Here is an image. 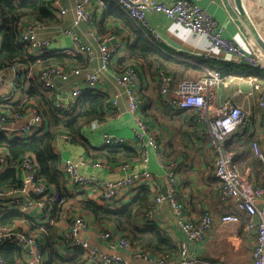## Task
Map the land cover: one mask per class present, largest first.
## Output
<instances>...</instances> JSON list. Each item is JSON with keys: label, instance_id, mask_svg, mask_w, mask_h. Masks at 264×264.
Masks as SVG:
<instances>
[{"label": "crops", "instance_id": "obj_1", "mask_svg": "<svg viewBox=\"0 0 264 264\" xmlns=\"http://www.w3.org/2000/svg\"><path fill=\"white\" fill-rule=\"evenodd\" d=\"M158 1L173 2L174 0ZM47 2L58 22L50 25L42 23L43 27L37 29V34L40 38L51 41L49 50L69 54V51H77L80 45H88L95 52L92 60H89L83 53L71 54L81 58V63L72 66V68L81 69V74L71 76L67 81L59 79L56 81L58 89L63 94H69L76 86L81 85L87 72L97 74L98 82L95 88H83V92L88 90L93 94H105L109 102L104 107V118L83 129V134L91 145L96 148L104 147V134H109L124 138L125 144L138 150L140 154L135 135V116L128 110L125 86L117 81L125 68L135 67L138 73L137 87L141 99L139 115L148 125L150 133L161 144L160 151H150V161L147 165L157 180V184L149 185L153 195L151 205L154 204L153 207H155L152 222L165 230L178 247L182 241H185L193 257L211 260L218 264H253L252 252L256 233L255 230L246 227V215L237 209L233 199L227 201L221 199V183L214 172L215 150L207 135L209 124L207 118H203L200 112L194 110L175 109L169 106L166 98L178 92L182 81L199 79L208 70H218L223 75L229 73L236 75L237 78L231 82H224L215 88V98L209 108V116H218L228 111L233 105L243 108L250 123L244 128L237 129L224 143V150L233 154V162L243 175L255 184L264 186V161L260 160L253 150V142H257L264 153L262 109L258 104V95L250 82L254 68L236 59L234 61L224 60L222 53L218 50H210V42L206 36L194 33L162 14L149 16V22L159 34L160 39L153 41L151 40L152 35H144L160 51V54L165 55V58L136 59L132 53V46L137 44L138 26L113 1L90 0L89 20H83L78 24L75 14L77 0H47ZM199 2L203 8L217 18L224 27L226 36L233 39L239 47L253 53L260 52L254 31H259L263 37L264 35L255 23H253L254 26L252 25V9L246 5V2L244 6L247 16L239 13L234 0H200ZM64 8L66 12L61 13V9ZM25 21L40 23L32 18ZM108 35L113 36L108 44H119V51L113 57L110 67L103 70L99 44ZM36 52L38 53L37 50L31 49L32 54L37 55ZM16 68L21 70L17 80L15 79ZM41 69L42 67L27 69L24 65H16L0 73V112L9 115L4 128L15 129L24 125L27 119H16V114L10 113L11 104L23 100L30 86L28 80L35 77L39 79ZM24 71L27 72L23 73ZM243 82L251 85L249 91L241 89ZM164 88L168 90L167 94L163 93ZM115 100L116 105L113 104ZM27 113L28 111L24 116H27ZM43 126L42 123L41 129ZM7 134L16 136L12 132H7ZM55 151L61 158V163L65 159H72L78 164L82 174L95 175L100 180L121 178L145 168L140 157L117 162L110 161L100 157L96 150H86L82 145L75 144L71 140H57ZM6 159L7 162L0 176L11 168L12 164L9 163L7 157ZM172 161L178 163L177 197L182 202L186 216L192 221H197L204 213L210 212L213 217L212 226L202 241H191L181 231L169 203L164 202L158 205L154 201L159 192L164 194L167 185L166 169ZM96 162H101V165L96 167L94 165ZM124 162L127 163L126 168L123 167ZM66 177L68 179V176ZM49 189L58 191L53 187ZM67 189L70 198L67 199L65 205L49 199L43 210H33L28 213L32 221L18 222L10 227L11 230L20 226L24 230H31V236L39 240L47 263L50 260L49 250L64 253L67 244L70 246L69 250L73 249L68 239L71 221L75 216L81 215L91 224L90 230L81 234V239L87 240L97 249L95 258H91V254L81 248L84 255L90 258L88 264L94 260L101 262L106 255H120L130 264H149L148 261L136 258V252L133 249L125 250L118 247V239L124 235L116 233L112 228L100 231L93 214L81 207V202L86 199L99 203L105 202L97 186L81 189L68 181ZM137 193L138 190L124 193L119 199L118 207L127 205ZM226 213H236L240 218L239 221L222 222L221 217ZM145 221L144 213H141L140 222L145 223ZM254 222L257 223L258 219L255 218ZM32 226L40 227L41 230H46L47 227L52 228L54 240L47 243L45 238L42 242L41 237L39 238L40 233L31 229ZM107 231L112 232L113 240L102 237V234ZM54 241L55 244L52 245ZM69 250L67 252H70ZM178 258L179 254L173 260H178Z\"/></svg>", "mask_w": 264, "mask_h": 264}, {"label": "built area", "instance_id": "obj_2", "mask_svg": "<svg viewBox=\"0 0 264 264\" xmlns=\"http://www.w3.org/2000/svg\"><path fill=\"white\" fill-rule=\"evenodd\" d=\"M116 3L123 13L130 18L145 35H152L151 40L158 41L159 34L149 22L151 14H162L175 20L183 27L190 29L194 33L206 36L210 42V50H218L222 57L227 61L244 62L252 68L264 69L263 54L249 52L238 46L237 43L225 34L224 27L220 24L215 16L210 14L200 5V0H174L173 2H163L158 0H111ZM90 0H77L75 5L76 23L83 20H89L88 5ZM65 13L66 9H61ZM43 27L42 23H28L25 21L21 31V39L27 43L31 49L37 50V55L50 48L51 41L40 38L37 29ZM113 36L104 37L99 44V53L101 66L103 70L110 67V63L119 51V44L109 45ZM79 53L85 54L89 60L95 57V52L88 45H80L77 48ZM69 51V54L75 53ZM15 79L19 78L21 70L15 69ZM81 69H65L60 66L48 67L41 69L39 79L43 85L52 92L54 96L55 109L61 114H68L72 111L73 105L82 94L83 88H95L98 82V76L95 73L87 72L81 85L76 86L69 94H63L57 87L56 81H67L71 76H79ZM237 78L234 74L223 75L218 70H208L206 74L194 80H184L179 85V90L175 95H168L166 98L169 106L175 109L194 110L200 112L208 120L207 135L210 143L215 150L214 172L215 176L221 183V199L227 201L233 199L239 211L246 215V227L255 230V245L252 252L253 264H264V186L255 184L247 176L243 175L233 162V154L224 150V143L239 128H244L250 123V120L241 106L233 105L228 111L218 116L210 117L209 108L215 98V88L224 82H231ZM119 84L125 86V93L128 98V110L135 116L136 120V142L140 151V158L145 165L141 171H135L117 179L100 180L95 175H84L79 171L78 164L72 159H65L60 163V168L66 176L69 183L81 189H87L90 186H97L101 191V197L108 202L113 208L119 206L120 198L124 193L137 190L143 186H149L152 183L157 184L156 176L147 168L150 161V151H160L161 144L150 133V129L145 121L140 117L141 99L138 93V73L135 67L129 66L118 76ZM252 88L258 95V104L262 109V118L264 120V87L257 81L256 77L250 79ZM18 87V86H17ZM167 94L168 90L163 89ZM117 101L113 102L116 105ZM16 119L26 118L24 125L20 128L7 129L4 124L9 120L8 115L0 112V133L12 132L16 136H31L41 131L43 121L42 111L38 106H31L27 116L16 115ZM59 140H70L67 134H61ZM105 145H123L125 139L104 134ZM254 154L264 161V153L257 142H253ZM7 162L6 156H0V173L3 172ZM96 167L101 162L94 164ZM123 167H127L124 162ZM37 162L33 155L26 154L20 163L21 183L17 187H10L0 190L1 205L10 210H19L30 213L33 210H43L47 200L59 202L61 205L67 203V199L60 195L58 191H51L49 186L38 181L37 179ZM167 185L166 194L161 192L155 196L156 204L167 202L170 204L172 214L177 225L191 241H202L210 230L213 217L210 212L197 221L190 220L184 210L182 202L177 197V186L179 183L178 163L172 161L166 169ZM151 207L145 212V220L153 221L155 207ZM258 222L255 223L254 219ZM239 216L236 213H226L221 217V221L237 222ZM91 224L81 215L75 216L71 221V228L68 239L72 247L82 248L91 254V258L97 255V249L94 248L87 240L81 239V234L90 230ZM25 241L28 249L24 251L18 264H46L45 253L41 250L39 240L35 236L25 237L21 233H11V228L0 227V243L11 237ZM107 240H113L112 232L107 231L102 234ZM118 247L122 249H133L131 242L127 237L118 239ZM115 247L114 245H112ZM135 257L148 261L149 264H218L211 260L193 257L190 255L187 244L182 241L179 245V258L173 260L169 255L152 257L144 251H135ZM0 264H7L0 257ZM100 264H130L120 255H106L102 258Z\"/></svg>", "mask_w": 264, "mask_h": 264}, {"label": "trees", "instance_id": "obj_3", "mask_svg": "<svg viewBox=\"0 0 264 264\" xmlns=\"http://www.w3.org/2000/svg\"><path fill=\"white\" fill-rule=\"evenodd\" d=\"M30 18L47 25L58 22L49 9L47 0H0V73L16 65H24L27 69L29 67L46 69L56 66L70 69L81 63L78 55L52 52L49 49L39 55L32 54L30 46L21 39L24 22ZM138 28L137 44L132 46V53L136 59L165 58V55L160 54V51L144 35L141 28ZM25 72L27 71L23 73ZM252 74L251 76L256 77L264 87V69L254 68ZM28 82L30 86L25 97L11 104L10 113L23 115L31 105L38 106L42 110L44 126L41 131L31 136H9L6 132L0 133V156L7 155L9 163L12 164L11 168L0 176V190L19 186L22 177L21 160L26 154H31L37 162L38 181L56 188L66 199L70 198L67 189L69 179L61 170V158L55 151V143L61 134H67L73 143L82 145L86 150L94 149L100 157L110 161L117 162L140 157L138 150L126 144H104V147L96 148L84 136L83 129L87 125L104 118V107L109 102L105 94H93L86 90L77 99L70 113L61 114L55 109L53 94L38 78L29 79ZM137 190V195L127 205L113 208L106 201L99 203L86 199L81 202V207L93 214L100 231L114 229L116 233L129 239L134 251H144L154 257L169 255L174 259L179 254V247L173 242L171 236L152 221L140 222L141 213L145 214L151 207V196H153L151 187L143 186ZM22 221L30 222L32 217L28 213L5 208L1 205L0 199V227L10 228ZM31 229L40 233L39 238L41 237L42 242L45 238L47 243L54 240L52 228L47 227L46 230H41L40 227L32 226ZM30 231L20 226L11 230V233H21L29 237ZM54 244L55 241L52 245ZM69 247L67 244L66 252ZM72 248L67 253L49 250L50 260L46 264H88L90 262V258L84 255L81 248ZM24 251V245L15 236L0 243V257L7 264H18Z\"/></svg>", "mask_w": 264, "mask_h": 264}, {"label": "water", "instance_id": "obj_4", "mask_svg": "<svg viewBox=\"0 0 264 264\" xmlns=\"http://www.w3.org/2000/svg\"><path fill=\"white\" fill-rule=\"evenodd\" d=\"M234 1H235L236 7H237L239 13L242 16H247V11H246L245 6H244V0H234ZM259 1H261L262 4L264 5V0H259ZM254 37H255V40L257 42L258 48L264 54V38L261 36L260 32H258L257 30L254 31ZM241 89L244 91H249V89H251V85L249 83L243 82L241 84ZM164 194H166L165 191H164ZM22 244L24 245L25 250H27L28 245L25 244V241H22ZM90 264H100V262L97 260H94Z\"/></svg>", "mask_w": 264, "mask_h": 264}, {"label": "rangeland", "instance_id": "obj_5", "mask_svg": "<svg viewBox=\"0 0 264 264\" xmlns=\"http://www.w3.org/2000/svg\"><path fill=\"white\" fill-rule=\"evenodd\" d=\"M245 2H246V5H248L252 9V14H253V16L251 17L252 25L254 26L256 24L258 26L259 30L264 35V5L259 0H244V4H245ZM253 23H255V24H253ZM191 80H194V79H191Z\"/></svg>", "mask_w": 264, "mask_h": 264}]
</instances>
